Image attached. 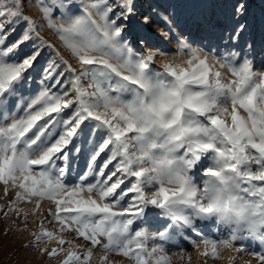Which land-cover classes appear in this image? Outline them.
<instances>
[{
    "label": "snow or ice",
    "instance_id": "obj_1",
    "mask_svg": "<svg viewBox=\"0 0 264 264\" xmlns=\"http://www.w3.org/2000/svg\"><path fill=\"white\" fill-rule=\"evenodd\" d=\"M23 3L0 0V183L6 195L9 187L20 189L17 201L35 198L33 215L43 200L51 201L55 212L49 209V215L59 223V232L75 231L91 242L83 256L69 250L62 264H89L98 245L105 253L101 264L109 252L132 264H171L166 245L177 239L196 244L187 229L205 246L204 257L219 258L221 248L247 252L245 242L251 240L260 246L252 255L264 264V67L256 68L235 51L210 61L201 49L181 41L172 59L155 68L157 53H137L122 37L132 0H117L121 11L116 18L108 0H87L76 14L62 12L59 22L53 19L52 5L33 0L80 67L62 61L72 74L62 83L60 65L49 61L41 82L52 81L51 87H42L26 107L17 104L14 111L10 101L40 55L37 49L13 58L26 41L39 39L42 27L24 15ZM243 9L240 4L237 11ZM18 21L28 27L8 44V28ZM143 23L148 25L147 17ZM68 109L71 114L65 117ZM86 122H93L89 144L97 135L101 139L87 171L69 186L64 179L67 149L83 137ZM109 165L114 171L105 175ZM90 174L95 181L85 183ZM125 179L130 187L116 195ZM129 193L135 195L122 206ZM154 209L159 210L157 219L170 221L166 227L156 233L145 226L134 228L145 225ZM197 222L214 223L217 235H204ZM34 236L33 245L42 238L56 239L61 246L71 243L43 228V221ZM48 254L55 256L58 250Z\"/></svg>",
    "mask_w": 264,
    "mask_h": 264
},
{
    "label": "rangeland",
    "instance_id": "obj_2",
    "mask_svg": "<svg viewBox=\"0 0 264 264\" xmlns=\"http://www.w3.org/2000/svg\"><path fill=\"white\" fill-rule=\"evenodd\" d=\"M62 2L66 5L65 8L59 7ZM86 2L87 0H45L46 4L53 6V19L57 22L60 21L62 12L76 14L81 10V3ZM108 2L113 5V13L110 15L116 18L121 11L116 6L117 0H108ZM240 4L244 5L242 12L237 11ZM23 7L24 15L37 21L42 27L38 29L39 39L26 41L13 58L22 59L37 49L40 55L33 68L25 73L29 79L17 86V97L10 101L9 106L14 111L17 110V104L21 109L26 107L27 102L37 95L42 87H51L52 81L41 82L43 69L49 61H55L60 65L59 71L64 73L61 77L62 83L69 80L72 75L62 61H67L77 70L80 67L77 58L42 20V12L34 5L33 0H24ZM132 7V13L128 14V19L124 21L126 30L122 33V37L137 53H157L153 61L155 68H159L166 59H172V54L178 52L181 41L193 48L201 49L203 54L209 55L210 61L221 57L225 52L235 51L251 59L256 68L264 67V0H132ZM146 17L149 20L148 25L143 23ZM240 25L244 26L242 30H240ZM27 27L28 25L23 21L9 26L7 43L11 44L20 39ZM12 28L15 30L11 31ZM161 52L168 55L161 56L159 55ZM184 59L187 57L185 56ZM83 85L85 88L88 87L87 80H83ZM70 114L71 109L63 113L65 117ZM92 123L86 122V125H82L83 137L76 139L67 149L69 155L67 174L64 179L69 186L77 184L80 176L87 171L90 154L100 142L101 138L97 135L96 140L89 144ZM77 145L80 146L78 155L75 153ZM106 158L107 151L97 160L95 167L98 169ZM111 171H114L113 165H109L105 170V175ZM119 175L118 173L113 177L110 183L114 182ZM200 176L201 174L198 173L197 182L202 184ZM95 179V175L90 174L85 183H93ZM131 179L134 180V178ZM128 187H130V181L125 179V183L117 189L116 195ZM17 191L20 189L9 187L6 195L5 185L0 183V264H62L69 250L77 251L83 256L87 249L92 248L91 242L84 240L83 237H77L75 231L59 232V223L49 215V209L55 212V205L51 201L43 200L39 210L33 215L35 198L32 202L17 201ZM146 192L150 194L147 190ZM133 195L135 194L129 193L125 196L120 202L121 205L126 207ZM94 198L98 199L95 195ZM10 206L15 210H10ZM152 211L153 215L149 216L145 225H134V228L145 226L150 232L156 233L170 223L165 218L155 217L154 214L159 210ZM41 221H43V228L71 243L61 246L56 239L42 238L41 243L33 245L34 234H39ZM196 227L206 236L217 235L214 223L197 222ZM223 231L221 228L220 234H223ZM186 234L192 236L196 244L177 239L166 245V253L171 257V264H259L258 258L252 255L253 250L260 251V246L254 241L245 242L249 246L247 252L238 253L235 248H221L218 250L219 258L212 259L201 255L205 246L196 236L192 235L191 229H187ZM26 245L29 246L26 247ZM152 246L153 243L150 242L149 247ZM53 248L58 250V254L49 256L48 253ZM61 248H63L62 251H60ZM104 255L101 246H96L92 249L89 264H101L100 258ZM107 257L104 264H132L130 259L115 252L107 253Z\"/></svg>",
    "mask_w": 264,
    "mask_h": 264
},
{
    "label": "bare ground",
    "instance_id": "obj_3",
    "mask_svg": "<svg viewBox=\"0 0 264 264\" xmlns=\"http://www.w3.org/2000/svg\"><path fill=\"white\" fill-rule=\"evenodd\" d=\"M198 229H199V228H198ZM199 231H200V230H199ZM192 235H193V236H195V234H194V233H193Z\"/></svg>",
    "mask_w": 264,
    "mask_h": 264
}]
</instances>
